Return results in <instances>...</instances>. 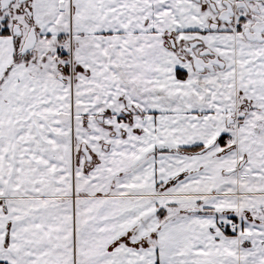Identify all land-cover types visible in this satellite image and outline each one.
<instances>
[{"label":"snow or ice","instance_id":"1","mask_svg":"<svg viewBox=\"0 0 264 264\" xmlns=\"http://www.w3.org/2000/svg\"><path fill=\"white\" fill-rule=\"evenodd\" d=\"M0 264H264V0H0Z\"/></svg>","mask_w":264,"mask_h":264}]
</instances>
